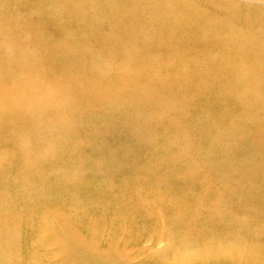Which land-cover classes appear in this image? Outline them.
I'll return each mask as SVG.
<instances>
[{"label": "bare ground", "instance_id": "6f19581e", "mask_svg": "<svg viewBox=\"0 0 264 264\" xmlns=\"http://www.w3.org/2000/svg\"><path fill=\"white\" fill-rule=\"evenodd\" d=\"M235 1L0 0V264H130L133 234L264 264V7Z\"/></svg>", "mask_w": 264, "mask_h": 264}, {"label": "rangeland", "instance_id": "374dc122", "mask_svg": "<svg viewBox=\"0 0 264 264\" xmlns=\"http://www.w3.org/2000/svg\"><path fill=\"white\" fill-rule=\"evenodd\" d=\"M229 1H235V0H229ZM235 2H238V3H243V4H247V5H251V6H254V7H264V0H262V4L260 3V4H258V3H251V2H248V1H246V2H243V1H241V0H236ZM11 38H8L7 36H5V38H4V40H2V42H5V43H10V40ZM63 41H61V40H57V42L56 43H62ZM12 43V42H11ZM115 51L117 52V51H120L119 49H117V48H115ZM113 51H112V48H109L108 47V51H103V54H101L102 56H100L99 58H97V59H103V58H107V59H110V60H115V59H117V57H115V56H112L113 55ZM120 53H121V51H120ZM105 55H107V57L105 56ZM118 58H120V57H118ZM135 59V58H134ZM133 59V60H134ZM135 60H139V58H137L136 57V59ZM189 111V110H188ZM193 112H191V111H189V114L187 115V117H186V122H189V121H193L194 119H195V117L193 116ZM80 115H75V117H79ZM61 120H63V119H61ZM63 130H61L60 131V133L59 134H56L55 135V137L54 138H56V136H57V139H54L52 136V134H50V140H52L51 141V144H52V146L53 147H55L56 149H58V148H60V146L62 145L60 142H62V140L64 139L63 138V135H65V134H63ZM61 135V136H60ZM66 136V139H73V140H75V141H79V137L78 136H76L75 135V129H74V126H73V133H69L68 135H65ZM61 137H62V139H61ZM77 138V139H76ZM58 139H60V141L58 140ZM58 143V144H57ZM57 144V145H56ZM60 145V146H59ZM43 148H45V146H43ZM43 152H46V151H43ZM247 152H250V147L249 146H245V149H244V155L247 157ZM47 153V152H46ZM47 155H49V158L47 159V158H45V156H47ZM55 155H57V156H60L59 154H53V153H51V152H48L47 154H43V159H47V161H52L51 163H50V166L52 167V166H54V165H57L58 163H59V161H61V160H57L56 159V157H55ZM243 162V160L242 161H240V163H242ZM235 163H237V162H235ZM232 165H237V164H232ZM185 167V165L184 166H181V167H176V170H177V173H180L181 172V170L183 169V168ZM166 171V170H165ZM167 172V171H166ZM175 174H176V172H175ZM184 175L182 174V176H180V177H183ZM61 211H65V210H61ZM55 215H57V216H59V214H55ZM163 222H164V220H163ZM158 224H161V223H158ZM163 225H165V222H164V224ZM158 227H160L161 228V225H157ZM158 227H156V229L158 228ZM133 236V238H129V239H124V238H122V237H118V239H117V243H118V248H121V249H123V250H125V253L127 254V256H128V258L130 259V261H131V263L130 264H147L148 263V261H149V258H150V255H149V253H147V251H146V248H145V245H146V243H145V245H144V241L143 242H137L135 239H134V237L136 238V239H138L137 237H136V235L135 234H133L132 235ZM123 239V240H122ZM146 242V241H145ZM126 243V244H125ZM150 245V244H149ZM156 249H157V247H156Z\"/></svg>", "mask_w": 264, "mask_h": 264}]
</instances>
